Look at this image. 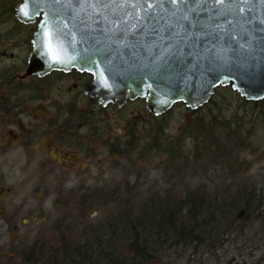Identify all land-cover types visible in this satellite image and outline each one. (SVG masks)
I'll return each instance as SVG.
<instances>
[{
	"label": "water",
	"instance_id": "water-1",
	"mask_svg": "<svg viewBox=\"0 0 264 264\" xmlns=\"http://www.w3.org/2000/svg\"><path fill=\"white\" fill-rule=\"evenodd\" d=\"M93 2L21 0L17 21L38 23L26 75L77 69L94 77L85 91L103 106L142 99L156 116L177 104L197 111L219 88L264 100V0Z\"/></svg>",
	"mask_w": 264,
	"mask_h": 264
},
{
	"label": "flooded vegetation",
	"instance_id": "flooded-vegetation-1",
	"mask_svg": "<svg viewBox=\"0 0 264 264\" xmlns=\"http://www.w3.org/2000/svg\"><path fill=\"white\" fill-rule=\"evenodd\" d=\"M1 14L0 11L3 59ZM21 27L29 30L28 43L21 44L28 56L12 66L0 63V264H5L7 258L18 257L9 243V254L4 255L6 232L17 229L21 223L30 224L31 220L48 224V207L93 209L99 202L109 206L114 192H132L130 178L142 175H131L132 161L118 159L128 158L136 150L131 147L135 145L133 127L122 114L130 100L121 107L103 106L97 96H89L85 91L94 77L77 69L53 71L45 76L26 75L38 23ZM142 107L141 111L148 110L146 104ZM112 110L121 114L120 121L106 119ZM115 129L123 134L116 137ZM116 173L124 179L114 180ZM128 177L129 181L125 180ZM112 181L119 182L114 185ZM105 193L106 200L99 197ZM23 214L27 217L23 218ZM197 252L203 255L195 257ZM188 253L190 264L200 260L204 264V250ZM233 264L244 263L234 259Z\"/></svg>",
	"mask_w": 264,
	"mask_h": 264
},
{
	"label": "rangeland",
	"instance_id": "rangeland-1",
	"mask_svg": "<svg viewBox=\"0 0 264 264\" xmlns=\"http://www.w3.org/2000/svg\"><path fill=\"white\" fill-rule=\"evenodd\" d=\"M2 4L4 3L2 2ZM1 20L3 22L8 21V23L3 24L2 32L4 33L18 27L17 24H14L16 22L13 19L1 17ZM26 40L27 31L22 39L17 37L15 40L6 41V44H3L4 57L0 59V63L9 66L13 63L19 64L23 58H26L28 52L21 45L24 43L19 42ZM224 93L228 92L217 91L213 100L215 102H220V100L227 103L234 102L232 109H237L240 115L244 116L245 110H247L243 106L246 105L244 99L242 100L237 95L225 98ZM145 104V101H130L122 113L131 128L133 127V139L137 143L133 141L135 145L131 147H136V150L131 151L128 158L118 159L132 161L131 175L133 173L142 174L140 177L135 178L132 176L130 178V184L134 186L131 188L132 193L129 196L132 198L134 205L140 209L153 202L157 204L156 201L165 196L174 197L175 199L183 198L188 192L205 195L204 197L207 198L208 202L222 201V198H227L236 191L245 192L242 196L247 199L253 197L255 195L254 191H256L257 198H261L262 201L260 203V213L263 215V219L259 223L256 222L251 227H247L246 231L233 232L232 242L222 243L218 246L219 249L215 254L212 255V259L205 257L203 261L204 264H228L230 261L238 259V261L243 260L244 264H264V100L261 101L258 107L254 105V107H249L250 111L248 112L251 114L249 118L241 123L240 132H243V137L238 138L239 146L243 144L244 148L243 150L240 149V154L235 158L230 155L224 156L221 152L216 154L210 151L211 146L220 145L221 140L217 141L216 136V139H214V133L221 132V129L212 131L205 138L203 136H199V139H196V137L180 138L181 128L188 121L197 118L192 116L191 111L185 105L178 104L162 117L156 118L152 115L153 113L151 114L145 108L144 111H141L142 106H145ZM112 111L113 113H109L106 119H110L114 123L120 121L121 114L114 113L115 110ZM199 117H201L200 114ZM160 125L165 126L162 129V134L155 132ZM119 130L115 129L116 137ZM218 148H221V145ZM188 151L189 153H187ZM171 153H173L172 157L169 156ZM121 163L123 165V161H120ZM144 174L145 176H143ZM113 177L114 180L121 181L124 179L118 173L114 174ZM125 180L129 181V177ZM118 182L112 181V184L115 185ZM172 189L173 191L170 192ZM102 196L106 199L107 193L99 194V197ZM98 200L101 201V199ZM100 203L93 209L46 208L45 210L50 217L48 224H43L42 220L40 222L31 220L30 224L21 223L17 229L5 233L3 252H7L4 255L9 254L8 243L10 246L15 247L18 254L27 251L38 241L39 243L44 242L47 248L52 245L55 246L57 237L54 233L55 224L53 222L60 219H67L66 223L73 227L74 239L80 244L92 239L89 234V227L91 226H94L96 230L93 236L95 238L101 236L104 240L110 232L107 228L108 221L116 215L117 209H113V204L103 206L105 203ZM39 206L41 205L39 204ZM22 217L25 218L27 215L23 214ZM244 222L245 219H240L239 226ZM117 238L119 241L115 245L116 253L125 251L123 249L126 244L125 238L122 235H118ZM181 259L178 256L167 257L162 260V263L184 264L185 262H181ZM159 263L157 261L153 262V264Z\"/></svg>",
	"mask_w": 264,
	"mask_h": 264
},
{
	"label": "trees",
	"instance_id": "trees-1",
	"mask_svg": "<svg viewBox=\"0 0 264 264\" xmlns=\"http://www.w3.org/2000/svg\"><path fill=\"white\" fill-rule=\"evenodd\" d=\"M0 1L2 18L13 19L16 22L13 23L20 27L3 32V44L17 37L22 39L26 31L29 34V30L22 28L23 24L19 23L15 17L16 8L21 1ZM5 23L8 21L3 22L2 20V25ZM26 43H28V38ZM219 90L228 92L224 93L225 98L233 95L239 96L231 87L219 88L217 91ZM246 102V105H243L247 109L246 113L241 116L237 109H232L234 102L227 103L221 100L215 102L212 98L201 109L190 110L192 116L197 118L188 121L181 128L180 138L196 137L199 139V136L205 138L212 131L221 129V132L214 133V139L216 136L217 141L221 140V148H218L220 145H214L211 146L210 151L216 154L221 152L224 156L230 155L235 158L240 154V149L244 148L243 144L239 146L238 140L239 137H243V132H240L241 123L249 118L251 114L248 112L249 107L253 105L258 107L261 103ZM163 127L160 125L155 132L162 134ZM173 153L169 156L172 157ZM172 191L173 189L170 192ZM130 193L132 192L113 193L112 204L113 209H117V213L108 221L107 228L110 232L109 236L104 238L105 242L101 236H96V238L93 236L96 230L94 226H91L89 234L92 239L80 244L73 237L72 226L63 219L55 220L53 222L55 224L54 233L57 237L55 246L47 248L44 242L39 243L38 241L27 251L18 254L16 260L7 258L6 261L5 259V264H153L155 261L164 264L162 260L172 256L181 257V262L190 264L188 259L191 254L188 252L204 250L206 252L204 257L212 259V255L219 249L220 244L233 240L231 238L234 236L233 232L246 231L247 227L263 219L260 213L262 201L261 198H257L256 191L253 197L247 199L242 196L245 192L236 191L227 198H222V201L217 200L216 202H208L205 195L200 193L188 192L183 198H177L178 200L165 196L157 200V204L153 202L140 209L132 202ZM240 219H245L241 226L238 224ZM118 235L125 238L126 244L123 246L125 251L116 253L115 245L119 241ZM198 255L201 257L203 253L197 252L195 257ZM200 261L195 264H202ZM228 264H233V260Z\"/></svg>",
	"mask_w": 264,
	"mask_h": 264
},
{
	"label": "snow or ice",
	"instance_id": "snow-or-ice-1",
	"mask_svg": "<svg viewBox=\"0 0 264 264\" xmlns=\"http://www.w3.org/2000/svg\"><path fill=\"white\" fill-rule=\"evenodd\" d=\"M169 2L172 5H177L178 3H180V0H169ZM224 2H225V0H216L217 4H223ZM126 3H127V0H123L122 4L120 6H124ZM158 3H159L160 7H163L162 0H158ZM155 6L156 5H154L152 3L147 4V7H149V8H152V7H155ZM89 7H92L93 9H95L96 7H109V5L100 3V0H95V2L89 4ZM133 7H135V5H133ZM240 11L243 12L244 8L241 7ZM25 15H27L26 12H25ZM50 54L52 55V58L54 60L59 58V55H58L56 49L52 48L51 45H50Z\"/></svg>",
	"mask_w": 264,
	"mask_h": 264
}]
</instances>
